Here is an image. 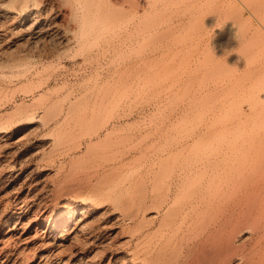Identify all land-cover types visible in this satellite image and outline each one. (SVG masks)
Masks as SVG:
<instances>
[{
	"label": "rangeland",
	"instance_id": "rangeland-1",
	"mask_svg": "<svg viewBox=\"0 0 264 264\" xmlns=\"http://www.w3.org/2000/svg\"><path fill=\"white\" fill-rule=\"evenodd\" d=\"M131 1L140 4L132 20L113 15L109 4L101 9L99 39L87 38L83 53L62 60L80 62L66 76L55 78L57 61L38 63L53 66L31 77L0 74V264L135 263L132 252L173 234L180 221L138 240L142 226L122 229V216L153 192L163 198L192 156L211 154L217 145L206 149L207 138L227 142L230 162L212 182L226 192L223 208L231 189L264 183V148L253 145L264 139V0ZM130 28L133 44L122 50ZM97 50L98 70L90 60ZM250 144L262 150L249 152ZM201 178L180 180L169 220L192 191L208 186L211 179ZM108 188L114 194L100 197ZM221 215L202 217L191 232ZM54 216L70 224L56 228ZM250 238L238 242L256 252L252 263L264 264V237L258 246ZM243 262L236 256L229 264Z\"/></svg>",
	"mask_w": 264,
	"mask_h": 264
},
{
	"label": "bare ground",
	"instance_id": "bare-ground-1",
	"mask_svg": "<svg viewBox=\"0 0 264 264\" xmlns=\"http://www.w3.org/2000/svg\"><path fill=\"white\" fill-rule=\"evenodd\" d=\"M120 1L128 3L126 5L128 6L126 11L124 10L125 8L120 9L123 7L121 5L123 4L122 2H119L121 6L118 8L119 5L116 0H0V74H5L7 71L15 72L16 70L20 72L23 77H31L40 74L42 71L44 72L45 68H51V66H53L50 64L51 62L49 63L50 65L47 64L44 66H38V63L44 61H57L59 62V66H63L58 70L59 73L55 74V78L58 79L61 76H66L70 68L79 65L80 62L76 61L77 59H72L73 61L71 63L66 62L67 64L65 65L62 64V60L69 54H77L78 56L79 52L82 51L81 53H83L82 49H84L85 41H88L86 40L87 38L92 37L96 40L97 38L99 39V31H101L100 28L103 24V10H101L103 7L109 4L110 7H108L109 9L111 8V10L120 9L116 10L117 12L112 10L113 15H118V13L122 11L125 12L126 16L130 15L129 17L132 20L134 9L140 6V4L136 1V3H132L131 0ZM135 4L137 5L136 8H134L136 6ZM150 5H152L151 2ZM129 17L127 16V18ZM130 19L127 20V23L131 22ZM129 24L130 23H128V25ZM126 27L127 26H125V28ZM125 28L123 29L124 32L126 31ZM131 28L127 30L125 38L123 39L124 41L117 37L125 46L120 43L121 41H117L118 43L115 41L117 44H121L119 47L122 46V50L126 48V51H130L131 45L133 44L134 36ZM119 34L120 33H118L117 36H122V34ZM116 47L114 51H116ZM99 59L100 52L97 50L90 59L92 63L94 62L96 64L93 69L98 70ZM130 63L124 65L128 67H125L127 71L133 68V64ZM49 84L50 82L40 83L36 87L37 89L38 87L43 89L48 86L50 87ZM202 139L201 141L204 147L206 148L209 146L206 149L210 148L211 145L214 148L217 145V149L215 148L213 150V148H210L212 149V153H207L205 156H201V158L198 156H189V158L191 157L192 159L190 158V161L185 163L183 172L177 178L178 181H175L169 187L163 198L160 199L159 196L153 192L139 204L136 212H133L130 216H122V229L142 226L143 229L138 232V240H143L152 233L155 234L157 231L171 230V228L180 221L176 229L173 230L174 233L168 236L169 238L163 235L147 250L143 252H132L133 259H135V263L133 264H229L236 256H239V258L244 261L242 264H254L252 263L254 258L253 254L256 252L254 253V250H251L250 253H246V243L239 244L238 238L242 234H249L251 238H256V241H253H255L254 245H257L264 237V221L262 220V217H264V183L261 180L262 182H253L239 190L231 189L229 196L231 207L229 206L228 208L227 206L223 208L222 204L226 200L228 201V197L225 198L226 192L221 193V191H215L212 187V182L215 180V176L219 177L221 174L220 172H222L226 164L230 162V160H228V149L225 148L227 142L225 143V141L215 139L212 141L210 140L209 143V138H207L208 142H206V144L208 143L209 145L205 146V139ZM236 143L237 142H235V145H238V143ZM253 143L252 144L256 146L259 143L262 145V148H264V139H260L258 142L253 141ZM214 144L215 146H213ZM252 144H250V148H247L250 149L249 152L252 150ZM239 145L242 147L241 144ZM253 145L252 147H255ZM259 146L258 148L255 147L259 149L258 151L262 150ZM237 148H239V146ZM243 149H245V147ZM254 153H257V151L255 152L254 150ZM207 176L211 179L206 181L207 183L204 181L208 186L202 185L204 187L201 186L202 188L200 187V189L192 191L176 212L175 218L169 220L168 217L171 211L169 199L173 194L178 196L183 192L182 186L178 184L180 180L197 179V177L201 179L205 177V179H207ZM90 186H92V184ZM90 188H92L93 191L87 192L91 194L95 191L94 195L98 194L97 189L99 188L96 184ZM82 190H84V188ZM101 190L103 189L100 188L99 191ZM84 191L83 193H85ZM104 193L105 194L99 193V195L101 194L100 197L105 195V197L109 199L110 196L114 194V191L112 188H108L104 190ZM80 196L78 195L77 197L81 198ZM96 197L98 196H95V198ZM93 198L89 201H94L96 203V199ZM106 198H104L105 200L103 201H106ZM82 199L83 201L85 200L84 197ZM87 203L85 206L89 205ZM96 204H93V206H96ZM85 206L83 205V207ZM88 208L90 209L91 207ZM74 209L68 210L67 213L71 214ZM216 210L223 212V215L215 218V221L212 223L205 225L199 232H191L190 228L193 224ZM147 213H152L154 215L149 217ZM63 214L62 216H64ZM42 219H44V217ZM62 219H58V223L54 225L56 228L68 225L69 222H65V220ZM76 223L78 222L76 221ZM39 224H42V222L40 221ZM70 227L74 228L75 226ZM85 227L87 226L85 225ZM51 229H53V227ZM56 230L58 231L59 229ZM145 231H148L146 235H144L146 233ZM135 235L134 231H130L131 239H134ZM61 238L62 240L64 239L63 237ZM77 240L78 238L76 241ZM254 245L252 247H254ZM257 246H255V248ZM178 249H180V251ZM174 254H176L175 257ZM141 255H143V257ZM173 259L174 261H172ZM262 259H264V257Z\"/></svg>",
	"mask_w": 264,
	"mask_h": 264
}]
</instances>
